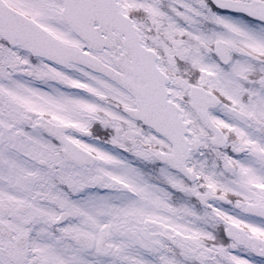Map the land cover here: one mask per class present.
I'll use <instances>...</instances> for the list:
<instances>
[{"label": "snow or ice", "instance_id": "snow-or-ice-1", "mask_svg": "<svg viewBox=\"0 0 264 264\" xmlns=\"http://www.w3.org/2000/svg\"><path fill=\"white\" fill-rule=\"evenodd\" d=\"M0 264H264V0H0Z\"/></svg>", "mask_w": 264, "mask_h": 264}]
</instances>
